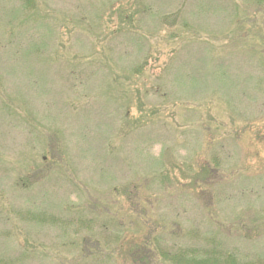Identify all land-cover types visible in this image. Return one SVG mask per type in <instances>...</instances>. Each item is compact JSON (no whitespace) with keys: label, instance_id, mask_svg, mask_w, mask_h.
I'll use <instances>...</instances> for the list:
<instances>
[{"label":"rangeland","instance_id":"rangeland-1","mask_svg":"<svg viewBox=\"0 0 264 264\" xmlns=\"http://www.w3.org/2000/svg\"><path fill=\"white\" fill-rule=\"evenodd\" d=\"M252 220L264 6L0 0V264H162L199 237L249 259Z\"/></svg>","mask_w":264,"mask_h":264},{"label":"trees","instance_id":"trees-1","mask_svg":"<svg viewBox=\"0 0 264 264\" xmlns=\"http://www.w3.org/2000/svg\"><path fill=\"white\" fill-rule=\"evenodd\" d=\"M251 2L259 7L264 6V0H251ZM134 71H138L137 73H139L140 69L136 68ZM253 222H238V229H236L235 233L242 235L241 237H248V231L256 234V229L259 226L264 225V220L260 224H258L257 221ZM246 224L247 226L244 228V231H242V227ZM205 240V242H202V239L199 237L198 240H195L192 246L187 248H176L174 252L169 251L171 249L167 251V247L163 248L157 245L155 248L156 250L152 253L151 257H148L157 258V261L162 264H264V255L242 260L234 254L233 250H226L224 245L217 244L214 241L211 242V238L209 237H205ZM133 242L135 244L131 246L130 255L136 254L142 256L145 250L147 252L150 250L147 240L145 239H143L142 242L139 240H133ZM139 242L141 243L138 244ZM208 243L210 244L207 245ZM148 254L151 253L148 252Z\"/></svg>","mask_w":264,"mask_h":264}]
</instances>
